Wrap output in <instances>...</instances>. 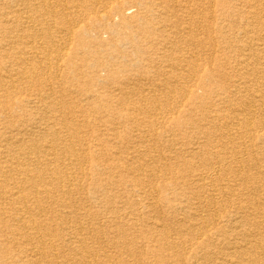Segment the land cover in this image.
I'll list each match as a JSON object with an SVG mask.
<instances>
[{"label": "bare ground", "instance_id": "1", "mask_svg": "<svg viewBox=\"0 0 264 264\" xmlns=\"http://www.w3.org/2000/svg\"><path fill=\"white\" fill-rule=\"evenodd\" d=\"M84 1L2 11L0 264H264V0ZM126 3L143 15L112 22ZM79 50L90 72L69 65ZM74 81H114L101 88L117 107ZM82 128H106L105 153L77 155ZM86 158L98 159L89 203Z\"/></svg>", "mask_w": 264, "mask_h": 264}, {"label": "rangeland", "instance_id": "2", "mask_svg": "<svg viewBox=\"0 0 264 264\" xmlns=\"http://www.w3.org/2000/svg\"><path fill=\"white\" fill-rule=\"evenodd\" d=\"M95 1L96 0H85L84 1V4L86 6L87 5H92V3H94ZM226 1H227V3H229V4H227V6L230 5L229 0H226ZM10 2H11V0H0V7H1L0 8L1 9V11H0V22L3 19L6 18V17L3 16L4 14L2 15V11H4V10L7 11L8 10V8L10 6ZM139 4L134 5L135 7H132L130 3L123 4L120 8L116 9L115 11H113V13L111 14V16H112L111 21L114 22V23H117V22L120 21V19H119L120 16H122L123 14L127 16L128 15L127 13H131L128 16H130V15H137V14L143 15L142 14V10H141V9H143V7L140 6ZM241 8L244 9V10L247 9V8L244 7V5ZM96 9L97 8H94V10H93V7L92 8H86V10H87L86 13H85L86 17H88V15H90V18H92V16L95 15L94 13H96ZM213 9H215V8H212L211 9L212 12H213ZM258 10H261L262 12L264 11L262 9V7L261 8L259 7ZM85 15H84V17H85ZM240 17H242V18H240ZM234 18L237 21H238V19L239 20H243V16L242 15H238V16H236ZM214 19H215V16H214ZM214 19L212 18V22H213ZM0 27H1V23H0ZM123 30L126 31V32H129V31H133L134 29L129 28V30L128 29H126V30L123 29ZM215 34L216 33H213L212 34V37L213 36L215 37L217 35V34L216 35ZM230 35H229V33L225 35L226 37L224 39L225 40L224 42L223 41H220V42L216 43L215 44L214 51H217L218 49L220 50V48L225 47L227 44L229 45V43H230L229 40H231V36ZM0 36L2 37V35H0ZM227 36L230 37V39ZM108 37H110V35H102L101 39L104 40V41H106L108 39ZM219 45H222V47L219 46ZM218 47H220V48H218ZM123 49L126 52H129L130 53L129 45L124 46ZM13 51H14V49H13ZM80 51L81 50H79V54L78 55L72 56L71 62L69 63V65H74L75 66L74 71L76 73H78L79 70H82V72H85V71L86 72H90V70L87 69L86 67L82 68L81 67L82 65L79 63V57L82 55ZM101 51L102 50L97 51V54H99ZM14 52H16V51H14ZM108 52H110V50H108ZM218 55H219V53L218 54L215 53V57L216 56L218 57ZM229 56H233V53L229 54ZM215 57L213 56V62L214 63H216ZM214 63H213V65H214ZM222 63H224V61ZM2 64H3V66H0V68L2 69L1 70L2 73L6 69H10L11 68V67H9L10 65H8L9 64V60H7V61L5 60L4 62H2ZM111 68L113 70H117V66H109V69L110 70H111ZM99 74L101 76H104V75H106V72L101 71ZM62 83H63V81L60 80V82H55V84L53 86H58V84H62ZM103 83H96V82H94V83H91V84L84 85V83H82V82L77 83L76 81H74V82H71V83H68V84L65 83V85H67V87H70L72 90H78V91H80V89L81 90L85 89L86 91H91V92L96 91L95 94H94L96 96H94L93 99H94V101H97V103H99L101 105V107L102 106L103 107L104 106L105 107H112V108L117 107L115 98L114 97H110L109 98L106 95H102V93H104V90L101 88L102 86H105L106 88H109L110 86H115V85H113L115 82L114 81L113 82L112 81H109V82L106 81V82H103ZM23 91L24 92H28V90H26V91L23 90ZM27 95H28V93L20 92L18 95L16 94L15 97L17 96L16 97L17 99H19V98H25L24 96H27ZM89 95H91V94H89ZM1 96H2V94H1ZM27 97H30V96H27ZM73 97H76V96H73ZM185 97H186V99L185 98L184 99L180 98V100H182V101L179 104V109H178L179 111L187 112V111H189L191 109V107L189 106L190 96L186 95ZM16 98H14V95H13V100H16ZM65 100H66V102L67 101L68 102H71L73 99L71 97H69L67 99L65 98ZM4 121L5 120L0 115V123H2ZM124 126H125L124 128L118 129V132L120 134H122L124 138H126V136L128 135V131L125 130V128H127L129 125L128 124H125ZM1 128L2 127L0 126V131H1V133L4 134L5 131H2ZM102 130H106V128H101L100 131H95V132L92 131V130H90V129H88V128H82L81 129L82 132L78 136V139H77L78 141L76 142V144H74V147L76 149L80 150L77 153L78 156H80L81 154H83V155H86L88 157L90 154H95V153H100V152H104L105 153L106 152L105 149H104V147H103L104 144L100 140H98V139H102L103 136L106 135V133L104 131L101 133ZM98 132H100V133L98 134ZM184 132L185 133L186 132L189 133L188 130H185ZM100 134L102 136H100ZM96 136H99V138L97 140H95V137ZM2 137H3V135H0V142L3 141V140H1ZM157 141H158V150L159 151L162 150V152L166 153L167 151L164 150V149H162L163 146H164V144L162 143V141H163L162 138L158 137V140ZM161 143H162V145L160 146L159 144H161ZM96 160H98V159H96ZM96 160H93V159H90V158H86V159H82V160L79 161V162L82 161L83 168L85 169V172H86L85 173V176L82 177V178H80V180H79V178H77V183H79L80 186H84L82 196L79 199L83 200L86 203H89V202L92 201L91 199H89L91 196H93V198H95L98 195V194H91L92 193L91 192V188L93 186L92 183L94 182L93 181V175H94V173L90 169H91L93 163L95 164L94 161H96ZM104 164L110 165V162H107V163H104ZM106 165H105V167H106ZM102 167H104L103 164H102ZM32 170L33 171H36V169L34 167L32 168ZM157 174H158L157 176L159 177V179L157 180V183H155L156 184V187L159 190H162L163 189V191L165 192V194L169 197L170 196V189H171L170 188L171 187L170 184H172V182H173L172 177L170 175H168V173L166 175V172L163 169L161 171H157ZM226 211H228V209H226L225 212ZM182 219H183V217L180 216V220L181 221H183ZM193 223H194L193 221L189 222V224H193ZM184 242H185V240H184ZM93 246H95V245H93Z\"/></svg>", "mask_w": 264, "mask_h": 264}]
</instances>
